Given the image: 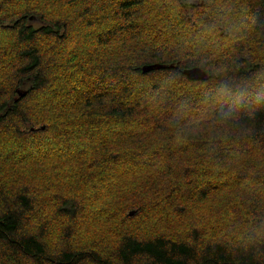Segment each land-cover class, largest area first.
Returning <instances> with one entry per match:
<instances>
[{"label":"trees","instance_id":"1","mask_svg":"<svg viewBox=\"0 0 264 264\" xmlns=\"http://www.w3.org/2000/svg\"><path fill=\"white\" fill-rule=\"evenodd\" d=\"M176 1L0 0V264H264V0L206 47Z\"/></svg>","mask_w":264,"mask_h":264},{"label":"rangeland","instance_id":"2","mask_svg":"<svg viewBox=\"0 0 264 264\" xmlns=\"http://www.w3.org/2000/svg\"><path fill=\"white\" fill-rule=\"evenodd\" d=\"M107 3H110V0H105ZM165 1V0H162ZM176 1V0H175ZM231 5H234L235 9H241V11L243 12V14L241 13H236V12H231L228 13L227 11L223 10L222 12H216L214 13L215 9L218 8H213V6H211V3H213L212 0H194L191 3V7L195 8L194 9H190L189 10V16L191 19V23L192 25L190 27H188L187 29H185L184 31V35L187 38V42L185 43L187 46L189 47H194V46H198V47H206L210 42L215 43L216 41L220 40V36H226L227 34H229L231 36V41L232 39L235 42H239L242 38V34L244 31V27H247L248 25H245V22L242 21V19H246L247 15H245V5L243 2H241V0H229ZM169 3V1L167 2V4ZM217 4H222L223 0H218L216 1ZM176 5H178V2H175ZM177 13V10H175L174 12H169L167 15H175ZM235 13V15L239 18V22L243 25L241 29H238L237 25L232 24V21L234 20L235 17L232 18L233 14ZM214 16H216L214 18ZM32 20H35L36 22H38L39 24H42L41 21H39L37 18L32 17ZM175 19V18H173ZM176 20V19H175ZM210 21H214L215 23L210 24ZM172 24L168 23L167 21L165 22V24H163V27H171ZM174 28V27H172ZM106 29V26L103 25L99 28L100 32H103ZM167 29V28H166ZM223 32V33H222ZM231 41L228 43L231 44ZM258 47L255 46L253 49L250 48V54L257 56L258 53ZM149 66V65H148ZM150 66H154L155 68L152 70H161L164 69V66L160 63H156ZM171 68H173V66H171ZM202 70L203 72L207 73L203 68H198ZM193 68H191L190 70L187 71H192ZM213 72V69H210ZM150 71V72H152ZM198 74H201L200 71H198ZM158 77L160 78H166L163 74H158ZM172 77V76H170ZM231 91L228 92V94L234 95V96H238L237 95V90H233L230 89ZM250 94V99L252 101H263L264 99V93L262 95H255V94ZM240 96V95H239ZM235 97V98H236ZM234 99V98H233ZM226 103L227 108L231 109V110H235L238 109L240 105H242L244 102L241 99H235L231 104H229V101L224 102V104ZM248 106V104H247ZM82 155L81 154H77L73 155V154H59L55 157L54 160H52L50 157V162L49 164H47L45 162V164L48 166V168L53 171L54 173L55 171L59 170L60 167L55 164L57 161H65L66 165L65 169L67 170H71V166L69 163L71 164H75L77 166H79V160H81ZM31 171L33 172H37L38 168L35 165L30 166ZM65 170V171H67ZM76 170V169H75ZM103 185H99L100 187H105ZM240 193H244V194H248L250 195L251 193L247 190V189H239L238 190ZM263 194H264V189H262ZM229 192H232L229 189H221L219 191L215 192V189L211 191V198L210 200H215L216 199V204L218 205V199L226 198L227 194H229ZM202 205V204H200ZM225 205H227V203L221 205V207H224ZM228 208L230 209H234L235 207L230 205ZM109 209H111V206H109ZM91 218H87L86 216L83 217V220L81 221L82 227L80 229V232L82 234H86L87 230L90 228L89 222ZM105 226V222L103 224V219L99 220L96 224L92 225L93 230L97 231L98 233H103V227ZM79 232V233H80Z\"/></svg>","mask_w":264,"mask_h":264},{"label":"water","instance_id":"3","mask_svg":"<svg viewBox=\"0 0 264 264\" xmlns=\"http://www.w3.org/2000/svg\"><path fill=\"white\" fill-rule=\"evenodd\" d=\"M154 68H155L154 66H146V67L144 68V72H145V73H146V72H150V71H152ZM198 71H200L201 74H198ZM186 74H187L190 78H192V79H194V80H202V79H205V78L208 77V74L205 73V72H203V71L200 70V69H193L192 71H186ZM19 95L22 97V96H25L26 94H22V93H20ZM36 130H37L36 128H32V129H31V131H36ZM131 214L133 215V213H131ZM134 214H135V213H134Z\"/></svg>","mask_w":264,"mask_h":264}]
</instances>
